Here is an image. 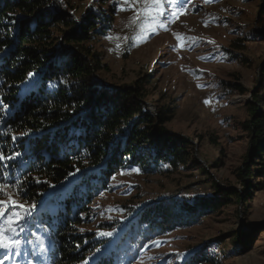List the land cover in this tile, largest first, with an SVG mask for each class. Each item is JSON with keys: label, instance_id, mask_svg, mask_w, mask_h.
<instances>
[{"label": "trees", "instance_id": "trees-1", "mask_svg": "<svg viewBox=\"0 0 264 264\" xmlns=\"http://www.w3.org/2000/svg\"><path fill=\"white\" fill-rule=\"evenodd\" d=\"M109 1L73 6L67 0H0V151L13 156L21 153L0 164V180L30 177L21 190L23 195L15 198L40 206L29 227L46 234L49 264H82L84 260L134 264L148 243L197 227L204 218L233 204L248 221L254 195L264 191V63L261 89L251 91L252 102L246 103L247 116L241 124L248 147L234 171L241 186L238 191L210 177L212 167L205 169L196 161L191 139L172 132L171 110L150 91L151 74L130 84L107 78L110 69L97 47L114 30L116 4L107 11L104 7ZM244 1L257 6V24L263 28L264 0ZM13 20L15 24L10 23ZM253 39L264 40V33H253ZM29 72L36 78L26 86ZM22 132L29 134L21 137ZM12 135L18 137L15 142ZM211 141L225 156L218 139L212 135ZM165 166L199 168L212 194L193 202L166 199L153 203L124 228L105 256L89 262L106 240L81 233L80 228L90 218L95 201L110 191L113 178L133 169L144 176L154 175ZM72 173L78 174L73 180ZM31 177L48 183H36ZM68 181L52 194L49 185ZM226 239L232 246L222 251L229 257L234 249L252 251L259 236L240 228ZM207 250H199L184 263L211 262Z\"/></svg>", "mask_w": 264, "mask_h": 264}, {"label": "rangeland", "instance_id": "rangeland-1", "mask_svg": "<svg viewBox=\"0 0 264 264\" xmlns=\"http://www.w3.org/2000/svg\"><path fill=\"white\" fill-rule=\"evenodd\" d=\"M67 1L79 6L91 0ZM113 3L116 4L114 30L108 35L113 39L105 38L97 47L110 69L107 78L130 84L139 76L151 74L150 91L171 110L172 132L191 139L196 161L205 169L212 167L208 170L210 177L216 176L241 191L234 178L248 147L241 124L247 116L246 103L252 102L251 91L261 89L260 67L264 63V40L253 39V33H264V27L257 24V6L244 0L210 3L193 0L186 14L173 20L165 5L164 16L157 19V24L163 21L164 27L147 31L143 39L133 41L131 37L140 35L137 27L140 22H131L135 10L125 5L124 0H110L105 10ZM121 7L128 10L121 11ZM174 34H180L181 41ZM125 36L129 40L125 41ZM35 78L26 86H31ZM205 100L210 103L205 104ZM149 111L154 113L155 108L150 106ZM212 135L225 148V156L212 143ZM135 170L120 172L113 178L110 191L95 201L90 218L80 228L81 233L97 237L101 236L100 232H113L111 237L103 236L106 240L103 249L91 256L89 262L105 256L109 247L117 244L124 228L153 203L166 199L193 202L195 198L212 194L208 178L199 168L165 166L160 173L149 176ZM224 183L220 185L231 189ZM68 184L69 181L54 187L52 194ZM237 209L233 204L220 214L204 218L197 227L148 243L134 264H185L203 248H208L207 255L212 260L202 264H264V191L254 195L248 221L243 214L238 215ZM32 216L27 230L18 237L23 241L18 250L20 255L0 250L3 264H49L50 244L45 233L29 227ZM240 228L246 232L252 230L259 240L252 251L234 249L226 257L222 248L232 246L226 238Z\"/></svg>", "mask_w": 264, "mask_h": 264}, {"label": "snow or ice", "instance_id": "snow-or-ice-1", "mask_svg": "<svg viewBox=\"0 0 264 264\" xmlns=\"http://www.w3.org/2000/svg\"><path fill=\"white\" fill-rule=\"evenodd\" d=\"M193 0H124V4L128 5L129 8L135 10V14L131 17V22L136 24L137 21L140 23L137 25L140 35H135L131 37L133 41L143 39V33L154 30L157 27H164L163 21L157 24V19L164 16L165 14V5H168V11L171 14L173 20L178 19L181 14H186V10ZM205 3L213 2V0H204ZM139 6V7H137ZM121 11H126L128 8H120ZM10 16L13 14H9ZM10 23L15 24L16 22L10 21ZM177 41H181L180 34H174ZM108 40H112V36L105 37ZM117 40L121 39L116 37ZM125 41L129 40V37H123ZM194 39V38H192ZM120 47V44H117V48ZM29 81L35 76V73L29 72L27 74ZM203 87V85H198ZM209 100H205V104H209ZM29 133L22 132L20 136H27ZM12 141L15 142L18 137L12 135ZM21 153H16L15 156L11 154H5L3 151H0V164H3L5 161L14 160L16 157L20 156ZM135 171H139L136 169ZM76 172H79V169H76ZM72 173L71 175H74ZM30 177H25V180H9L7 176L3 180H0V250H6L7 252H13L15 255H20L18 251L23 241L19 239L21 233L27 230L29 218L32 216L33 210L37 207L35 203L29 201H18L15 197L22 196V189L24 188L27 180ZM31 179L36 183L47 184V181L40 180L38 177H31ZM50 187H55L49 185ZM10 190V191H9ZM6 212L8 213L6 216ZM6 216V218H5ZM101 236L111 237L113 235L112 231L100 232ZM16 250V251H13ZM97 252L100 249H96ZM0 264H3L0 261ZM31 264V262H29ZM82 264H88L87 260H84Z\"/></svg>", "mask_w": 264, "mask_h": 264}, {"label": "water", "instance_id": "water-1", "mask_svg": "<svg viewBox=\"0 0 264 264\" xmlns=\"http://www.w3.org/2000/svg\"><path fill=\"white\" fill-rule=\"evenodd\" d=\"M102 85H104V82L103 81H100Z\"/></svg>", "mask_w": 264, "mask_h": 264}]
</instances>
